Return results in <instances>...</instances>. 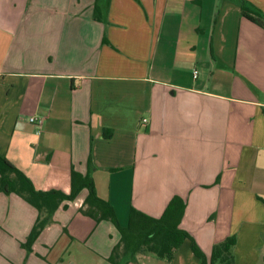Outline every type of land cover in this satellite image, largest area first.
Wrapping results in <instances>:
<instances>
[{
	"label": "crops",
	"instance_id": "1",
	"mask_svg": "<svg viewBox=\"0 0 264 264\" xmlns=\"http://www.w3.org/2000/svg\"><path fill=\"white\" fill-rule=\"evenodd\" d=\"M94 4L0 0V155L43 192L90 176L122 225L178 196L206 255L233 236L234 264H264V28L230 0H99V20ZM86 194L27 251L39 214L0 192V264H110L119 232L80 213ZM127 264L198 261L185 241Z\"/></svg>",
	"mask_w": 264,
	"mask_h": 264
},
{
	"label": "trees",
	"instance_id": "2",
	"mask_svg": "<svg viewBox=\"0 0 264 264\" xmlns=\"http://www.w3.org/2000/svg\"><path fill=\"white\" fill-rule=\"evenodd\" d=\"M230 1L238 3L244 18L264 28V15L261 12L252 9L245 0ZM98 2L99 0H95L94 4L95 20H99ZM84 190L87 194L80 213L96 223L109 221L119 232V243L113 248L108 258L110 264H127L138 253L170 262L185 241L190 242V249L198 264H234L232 250L236 243L235 237L230 236L213 245L209 255H206L191 236L180 227L186 203L178 196L171 198L159 217H152L130 208L126 223L122 225L113 207L97 195L90 176L82 175L72 169L69 193L55 190L43 192L36 190L30 179L20 169L0 155V192L23 197L39 214L26 242L22 244L27 251H30L32 244L48 225L58 206L62 202L74 201ZM41 213L45 216L41 217Z\"/></svg>",
	"mask_w": 264,
	"mask_h": 264
},
{
	"label": "built area",
	"instance_id": "3",
	"mask_svg": "<svg viewBox=\"0 0 264 264\" xmlns=\"http://www.w3.org/2000/svg\"><path fill=\"white\" fill-rule=\"evenodd\" d=\"M197 74H198L197 71H194V73H193V78L194 79H196ZM28 121H29L30 124H32L33 126H35L36 133L39 134L43 120L42 119H39V118L32 117ZM143 123H146V121L143 120Z\"/></svg>",
	"mask_w": 264,
	"mask_h": 264
},
{
	"label": "rangeland",
	"instance_id": "4",
	"mask_svg": "<svg viewBox=\"0 0 264 264\" xmlns=\"http://www.w3.org/2000/svg\"><path fill=\"white\" fill-rule=\"evenodd\" d=\"M198 73V72H197Z\"/></svg>",
	"mask_w": 264,
	"mask_h": 264
}]
</instances>
